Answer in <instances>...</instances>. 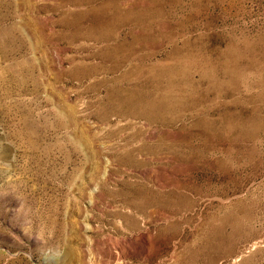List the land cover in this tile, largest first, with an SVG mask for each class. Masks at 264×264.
<instances>
[{"label":"rangeland","instance_id":"obj_1","mask_svg":"<svg viewBox=\"0 0 264 264\" xmlns=\"http://www.w3.org/2000/svg\"><path fill=\"white\" fill-rule=\"evenodd\" d=\"M0 264H264V0H0Z\"/></svg>","mask_w":264,"mask_h":264}]
</instances>
